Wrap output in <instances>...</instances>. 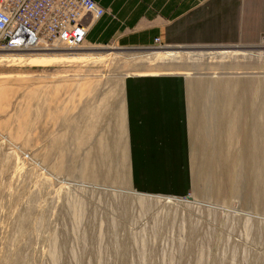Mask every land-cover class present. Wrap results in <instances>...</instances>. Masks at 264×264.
<instances>
[{
	"label": "rangeland",
	"instance_id": "rangeland-1",
	"mask_svg": "<svg viewBox=\"0 0 264 264\" xmlns=\"http://www.w3.org/2000/svg\"><path fill=\"white\" fill-rule=\"evenodd\" d=\"M82 46L105 55L0 65V264H264V44ZM173 50L192 55H138ZM141 71L186 78L185 196L130 186L124 81Z\"/></svg>",
	"mask_w": 264,
	"mask_h": 264
},
{
	"label": "crops",
	"instance_id": "crops-1",
	"mask_svg": "<svg viewBox=\"0 0 264 264\" xmlns=\"http://www.w3.org/2000/svg\"><path fill=\"white\" fill-rule=\"evenodd\" d=\"M104 10L86 43L142 48L256 47L264 35V0H92ZM124 112L130 186L149 196L187 195L192 182L186 78L127 76Z\"/></svg>",
	"mask_w": 264,
	"mask_h": 264
},
{
	"label": "built area",
	"instance_id": "built-area-1",
	"mask_svg": "<svg viewBox=\"0 0 264 264\" xmlns=\"http://www.w3.org/2000/svg\"><path fill=\"white\" fill-rule=\"evenodd\" d=\"M103 14L92 0H0V51L27 53L58 46L80 47L88 28L84 18L99 19Z\"/></svg>",
	"mask_w": 264,
	"mask_h": 264
},
{
	"label": "bare ground",
	"instance_id": "bare-ground-1",
	"mask_svg": "<svg viewBox=\"0 0 264 264\" xmlns=\"http://www.w3.org/2000/svg\"><path fill=\"white\" fill-rule=\"evenodd\" d=\"M58 47H62L64 49H68V50L69 49L70 50H75V48H76L77 50L73 51V53H67V54H45V53L43 54V53H39L37 51L30 52V53H35L33 55H31V54L30 55L29 54H25V55H22V54L21 55H17V54H15V55L14 54H8V55L5 54V55H3V54H0V65L1 64H6V65L7 64H14L15 65V64L22 63L24 61L26 63H28L29 65L30 64H35V65H49V64L60 63L61 61H67V62L70 61L71 63L78 62V61L81 62L82 60H92V61H95V60H101V58H103V56L105 55V54L102 55V53L101 54L100 53L98 54V53H85V52L79 53V52H77V51H81L83 48H85L83 46H82L83 48L81 46H80V48L79 47L67 48V47H63V46H58ZM224 50H222V51H215V52H209V53H207V55L212 56L214 58H227V57L229 58V57H235V56H243V55H245V51H228V50L224 51ZM0 52H2V51H0ZM8 53H11V52H8ZM138 55H139V57H148V58L154 59V60H161V61H166L167 60V61H172V60H175V59H178V58L182 57V55H192V52H188V53H183L182 52L181 53L179 51H176V50L174 51L173 50V51H156V52H153V53H151V52L150 53H142V54H138ZM194 56H196V55H194ZM31 57H32V59H31ZM22 58H26V59L23 61ZM180 70H182V69H180ZM170 74H182V73H181V71L180 72H175V73H170V72L158 73L157 71H155V72H153V71H141V72H137L135 74H129L128 76H157V75H170ZM2 76H4V75H2ZM2 76H0V85L1 84H9V83H12L13 82V78L12 77H2ZM230 99H232V98H230ZM231 101H233V100H231ZM227 102H230V101L228 100ZM235 110H236V108H235ZM229 117H230V115H229ZM230 120L231 119L229 118L228 121H230ZM229 125H230V123H229ZM234 132H235V129H234ZM234 134H236V133H234ZM230 136H231V134H230ZM232 137L234 138V136H231L230 141L228 140L229 143H232V142H235V141L238 140L237 139V140L233 141V138ZM234 145H235V143H234ZM229 149L230 148L228 147V150ZM229 151H227V152H229ZM157 198L160 199V197H157Z\"/></svg>",
	"mask_w": 264,
	"mask_h": 264
}]
</instances>
